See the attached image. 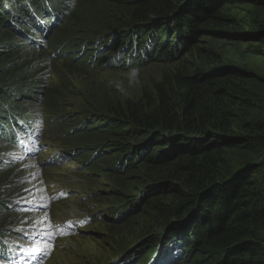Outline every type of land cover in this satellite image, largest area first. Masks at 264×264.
I'll return each instance as SVG.
<instances>
[{
    "label": "rangeland",
    "instance_id": "374dc122",
    "mask_svg": "<svg viewBox=\"0 0 264 264\" xmlns=\"http://www.w3.org/2000/svg\"><path fill=\"white\" fill-rule=\"evenodd\" d=\"M99 1L103 0L55 2L58 7L52 6L62 15V21L54 28L52 38L88 40V29L91 30V25L95 24L94 27L99 29L110 28L108 32L118 36V40L110 42V46L126 45V40L141 42L140 45L146 47L145 51L148 50L145 56L139 50L130 63L106 69L90 67L84 63L87 58L72 59L73 55L43 57L20 38L23 36L17 35L13 25L7 24L8 15L0 14V100L9 104L11 98L16 96V104L28 108L27 113L36 116L44 113L47 121L44 139L48 142V153L41 156L40 160L50 158V152L53 153L60 147L67 148L69 144L87 156L91 152L87 150L89 145L96 143V146L101 147L102 154L95 160L91 159L99 164V171L84 170L85 176L76 174L77 162L64 164L60 160L58 169L61 171V180L70 182L75 187L70 199L60 203L51 201L52 214L61 221L74 215L91 216L97 205L82 197L93 191L94 196L90 201L96 204L116 202L114 196L117 193L125 194V200L137 194L147 195L145 185L149 178L145 175L144 162L135 163L132 168L124 162L125 151L134 143L132 140H124L121 133L110 128L111 125L104 117V105L137 101L145 91L153 89L155 83L172 80L183 67L189 68V73L198 68L207 74L217 75L219 72L240 70L248 76L245 85L254 106L239 111L240 118L235 120L232 131L247 133L243 123L264 118V55H260V51H254L255 48L264 51V39L250 40L246 37L249 31L264 26V0L258 4L225 5L219 13L224 18L222 25H206L197 35L192 34V37H189L191 34L183 27H176L173 19L155 29L149 22L144 26L143 33L130 34L132 30L125 27L127 24L124 22L127 17L125 8H121L117 17L105 13L82 15L85 2L92 5ZM105 6L106 4L104 8ZM18 8L23 9L20 4ZM119 29L125 30L123 32L127 34L123 35ZM104 30L103 32L107 31ZM64 32L70 36L62 38ZM183 37H187L188 41L192 39L187 48L183 44L178 45L184 40ZM102 44L100 42L91 46L97 49ZM67 46L75 50L80 47L75 40ZM50 50V47L46 49ZM92 97L96 100H91ZM81 120L86 124V131L72 132L64 140L65 134ZM92 136L96 138L87 142L88 137ZM120 143L123 145L122 149H119ZM153 148L150 152L154 151ZM122 152H125L124 155ZM226 154L229 156V166H236L253 157L246 152L229 149ZM121 160V165H127L125 168L117 166ZM45 177L47 180V177L51 179L54 176L38 164V159L28 158L21 149L0 140V201L5 202L0 203V233L13 236L17 235L13 231L19 233L28 228L47 234L45 230L48 228L50 205L45 202ZM49 183L54 189L52 182ZM18 200L29 203L22 206L24 211L15 208ZM35 205L42 208L37 210ZM133 207L130 210L132 215L125 218L127 221H108L104 217L93 221L91 218V223L75 236L58 240L51 238L46 242L49 246L41 264H118L119 259L131 256L140 248L146 231L155 225L158 217L153 210L143 207L141 203ZM161 235L162 232H159L155 236L157 247L166 244V241H159ZM179 250L180 248L175 247L172 253ZM166 260L170 261V258Z\"/></svg>",
    "mask_w": 264,
    "mask_h": 264
},
{
    "label": "trees",
    "instance_id": "16d2710c",
    "mask_svg": "<svg viewBox=\"0 0 264 264\" xmlns=\"http://www.w3.org/2000/svg\"><path fill=\"white\" fill-rule=\"evenodd\" d=\"M10 1L17 4L18 0ZM41 1L19 0L21 4L30 2L36 8ZM50 1L55 8L58 7L55 4L58 0ZM261 2L103 0L92 5L85 2L81 13L86 16L105 13L117 17L121 8H125L127 17L124 22L127 24L125 27L132 30L130 34L143 33L144 26L149 22L155 29L173 19L176 27H183L192 37L206 25H222L224 18L219 13L225 5ZM18 12L26 18L23 9ZM23 20H17V25H24L21 29L13 27L18 36H23L22 31L26 33L30 28ZM6 21L11 25L8 19ZM94 25H91V30L88 29V38L106 34L109 36H105L104 43L109 50L125 46H110V42L118 40V36L108 32L110 28L105 31ZM65 34L62 38L70 36ZM126 34L123 32V35ZM113 35L116 36L114 39ZM246 37L263 40L264 26L249 31ZM183 38L178 45L183 44L187 48L192 39ZM63 40L56 38L55 41L60 43ZM142 48H146L145 45H139L136 53ZM35 51L51 58L42 50ZM254 51L264 55L259 48ZM189 72V68L183 67L172 80L155 83L153 89L145 91L137 101L103 106L110 128L121 133L124 140L134 143L125 151L124 162L130 168L135 163L144 162L145 175L149 180L145 185L147 195L137 194L125 200V194L117 193L114 196L116 202H102L101 205H116L113 209V214L118 215L116 221L130 217L131 208L139 203L158 215L155 225L146 231L140 248L128 258L148 260L162 247L163 252L167 251L173 257L172 264H264V118L243 123L247 133L232 131L235 120L240 118L239 111L254 106L245 85L248 76L240 70L219 72L218 75L207 74L198 68L193 73ZM11 99V108L21 113L29 111L16 104V96ZM91 100L96 99L92 97ZM81 125L72 130L85 132L86 124ZM94 138L88 137L87 142ZM118 145L119 149L123 148L122 143ZM151 148L156 152H150ZM88 149L91 151L88 156L78 149L76 156L82 160L81 164L87 172L99 171V164L94 160L102 154L101 147L93 143ZM227 149L246 152L253 157L236 166H229ZM91 155L94 162L90 161ZM121 162L117 166L125 168L127 165H121ZM0 203L5 202L2 200ZM159 232H162L159 241H166L165 246H155V236ZM175 247L180 250L174 254L172 250Z\"/></svg>",
    "mask_w": 264,
    "mask_h": 264
},
{
    "label": "snow or ice",
    "instance_id": "6c2138e0",
    "mask_svg": "<svg viewBox=\"0 0 264 264\" xmlns=\"http://www.w3.org/2000/svg\"><path fill=\"white\" fill-rule=\"evenodd\" d=\"M44 219H47V217H45ZM53 233H48V235H52ZM48 244L45 242H41V244H37V245H32L29 246L27 248L22 249V251L27 252L29 255H33L42 251H46V249L48 248Z\"/></svg>",
    "mask_w": 264,
    "mask_h": 264
},
{
    "label": "clouds",
    "instance_id": "9594fccd",
    "mask_svg": "<svg viewBox=\"0 0 264 264\" xmlns=\"http://www.w3.org/2000/svg\"><path fill=\"white\" fill-rule=\"evenodd\" d=\"M107 204V203H106ZM111 204V203H110ZM103 205H105V204H103ZM117 215V214H116Z\"/></svg>",
    "mask_w": 264,
    "mask_h": 264
},
{
    "label": "bare ground",
    "instance_id": "6f19581e",
    "mask_svg": "<svg viewBox=\"0 0 264 264\" xmlns=\"http://www.w3.org/2000/svg\"><path fill=\"white\" fill-rule=\"evenodd\" d=\"M85 230V229H84Z\"/></svg>",
    "mask_w": 264,
    "mask_h": 264
}]
</instances>
